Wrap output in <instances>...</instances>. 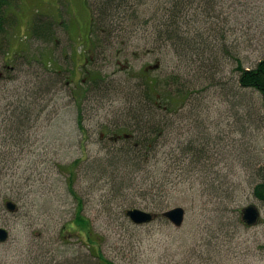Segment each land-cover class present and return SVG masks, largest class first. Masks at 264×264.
Instances as JSON below:
<instances>
[{
	"label": "rangeland",
	"instance_id": "374dc122",
	"mask_svg": "<svg viewBox=\"0 0 264 264\" xmlns=\"http://www.w3.org/2000/svg\"><path fill=\"white\" fill-rule=\"evenodd\" d=\"M153 1L149 0L140 12L153 13L157 7ZM163 1L157 4L163 5ZM132 4L127 2L120 9L126 11L124 7ZM120 9L109 14L113 17ZM16 13L18 37L14 49L20 51V57H41L51 68L63 72L64 77L44 101L47 105L42 116L21 138L23 143L0 116V163L5 159L9 163L8 169L3 170L5 192L21 191L27 202L25 208H20L14 201L19 207L16 213L5 205L0 209V228L9 232L8 241L0 242V264H28L41 242L40 229L47 236L43 242L56 245L60 241V227L73 218L77 201L68 191V174L61 172L59 165L68 166L76 160L81 165L75 190L84 197L83 214L97 233L107 237L103 251L117 263L264 264V223L246 226L242 222L234 226L219 211L225 205L239 210V214L235 212L237 219L240 213L242 218V210L255 205L264 219V204L254 196L264 159V112L259 109L258 93L250 91L246 104L238 103L241 97L233 56L222 53L220 57L222 61L226 58L227 63L218 65L215 74L207 70L198 74L191 54L181 59L178 53L182 41L155 44L152 29L136 28L135 22L128 20L119 28L121 37L94 50L93 60L85 64L76 51L82 44L79 39H83L76 27L79 23L85 30L90 27L87 0H22ZM213 16L209 24L226 35L231 54L244 60L247 67L264 58V0H221ZM36 18L55 23L57 32L52 41L37 42L32 38L30 29ZM119 19L117 16L114 20ZM156 64L160 68L151 69ZM146 68L147 77L184 78L183 82L191 86L184 108L176 114H168L162 107L147 111L143 83L146 77L139 75ZM28 69L20 67L21 72L15 73L20 80L12 83V88L22 92L30 80ZM87 71L105 76L108 89L92 88L85 96L81 110L87 132L82 133L73 89L76 85L87 88L91 78ZM70 74L71 85L67 83ZM138 114L144 124L169 119L171 127L141 173L132 174L125 163L118 166V160H112L115 153L110 154V150L125 143L113 142L111 137L134 135L132 122L138 120ZM131 143H135V136ZM97 160L108 167L101 183L106 178L118 182L124 175L132 174L136 182L146 184L143 189L156 193L159 189L160 194L162 188L167 189L166 197H160L165 199L164 211L184 208V225L176 228L159 214L152 223L131 228L133 234L125 231L124 210L151 211L148 204L154 205L153 201L136 196L132 187L115 197L111 186L97 184L98 169H93ZM165 176H170V185H162ZM228 193L232 200L227 199ZM39 208L42 214L30 217ZM72 242L79 246L76 239Z\"/></svg>",
	"mask_w": 264,
	"mask_h": 264
},
{
	"label": "trees",
	"instance_id": "16d2710c",
	"mask_svg": "<svg viewBox=\"0 0 264 264\" xmlns=\"http://www.w3.org/2000/svg\"><path fill=\"white\" fill-rule=\"evenodd\" d=\"M154 1L152 3L157 5L156 8L153 7L154 12L143 13L140 12V8L148 4L149 0H97L94 4L91 3V0H87L91 10L89 28H91L90 40L93 43L92 58L89 57L87 63L89 64L90 59L93 60L94 50L104 48L110 40L121 37L122 31L119 28H123L125 23L130 20L135 22L133 24L136 28H143L149 31L152 29L151 33L155 44L171 45L175 44L176 40L182 41L183 46L178 53L182 55L181 59H184L188 53L191 54V61L196 65L195 68L198 74L203 70H207L211 75L215 74L214 72L218 69V65L223 66V64L226 65L227 63L224 57L222 61V57H220L222 53L223 55L233 56L236 61L234 70L238 74L236 86L240 88L239 95L241 97L238 103L245 105L247 95L251 94L250 91L258 93L261 97L259 109L264 112V58H260L255 64L247 67L248 65L244 60L229 51L226 35L224 33L220 34L214 28V24H209V20L214 19L213 14L221 0H164L163 5L157 4L160 0ZM21 2L22 0H0V109L3 108L0 110V116L5 118L4 121L7 125H11L13 132L18 134L19 141L23 143L21 138L30 131V125L34 124L33 121H37L42 116L47 105L44 104V101L62 84L64 75L63 72L51 68L47 64L49 62H45L41 57L32 59L29 56L30 59H28L26 58L27 55H23L21 58L19 55L20 51L14 49V42L18 37L16 31L18 28L17 14L19 13L16 12ZM127 2H132L133 4L127 5L124 7L126 11H122L120 8L125 6ZM117 5L119 7L116 9ZM119 9L121 10L120 13L116 12L111 17L112 15L109 14V11ZM124 13V16L120 15ZM117 16H120L119 22L114 20ZM62 24H65V22H62ZM54 28V22L36 18L30 31L32 38L37 42L52 41L57 32ZM202 28L205 29V32H199V29ZM187 33H193V36H187ZM19 57L21 58L20 60ZM25 58L27 60L26 63L24 62ZM156 65L158 66L156 69H159L160 65ZM21 66H28L27 77L30 78L22 92L17 87H11L12 83L20 80L15 73L21 72L19 70ZM148 71L149 69L146 68L139 73V75L146 77L143 83L147 90L144 92L148 102L146 106L149 108L147 111L154 112L156 107H162L166 109L168 114H176L179 109L184 108L187 99L191 95V86L183 82L184 78L171 76L168 78L164 77L161 80L147 77ZM88 74L91 78L89 80L90 83H87V88H84L83 85H76L73 89L74 99L80 109L78 118L82 133L87 132L83 124L84 114L81 110L85 96L92 88H96L98 91L100 89L103 91L105 88L108 89L104 81L105 76H102L100 72L87 71ZM71 82L72 77L70 74L67 83L71 85ZM5 101L7 103L3 105ZM135 118H138V120L133 119L134 122H132L133 127L136 129L134 135L128 134L131 139L125 140V144L110 150V154L115 153L112 160L117 159L119 162L118 166L125 163L124 167H128L132 174L141 173L142 168L146 165V160L158 149L163 136L167 135L171 127L169 119H164L161 123L156 119V121H148V124H144L139 114ZM134 136L135 143L133 144L131 142ZM97 161L98 163L93 167V169H98L99 178L96 179L97 184L111 186L115 197L122 195L125 192V188L132 187L137 191L135 192L136 196L146 198L147 201H153L154 205L148 204L151 212L161 214L164 211L165 206L163 205H165L164 198L166 197L167 189L162 188L161 194L159 189L157 193L150 191L149 188L143 189L142 187L146 184L144 182H136L135 176L132 174L130 176L124 175L118 182L106 178L101 183L100 181L106 177L104 173L107 172L108 167L105 166L103 161ZM8 165L7 159L0 163V209L9 200L18 202L21 205L20 208H25L27 202L25 195L21 191L20 193L5 192L3 170L8 169ZM80 165V160H76L68 166L59 165L60 171L68 174V191L77 201L74 216L60 227V241L56 245L43 242L47 239V236L45 231L40 229L41 242L37 244L36 255H33L32 260L30 259L28 264H121L105 255L103 247L107 237L97 233L91 226L90 221L85 219L86 216L83 214L84 197L75 190L77 172ZM258 174L261 178L254 188V196L264 204V159ZM165 177L167 178L161 179L163 181L162 185H170V176ZM161 195L164 197L163 201L160 198ZM227 199H233L231 193H228ZM219 211L234 226L242 224L241 213L237 219L235 215V212L239 214V210L230 209L225 205V208ZM16 212H19L18 205ZM29 212L30 210L28 209ZM42 212V208H39L30 217L36 218ZM124 214H126V210H124ZM125 223V231L131 234H133V232H130L132 231L131 228L137 229V226H143L133 224L128 217L125 218ZM261 223H264V219H262ZM73 239H76L79 243L78 247L74 246ZM50 244L53 245L50 246Z\"/></svg>",
	"mask_w": 264,
	"mask_h": 264
},
{
	"label": "water",
	"instance_id": "95a60500",
	"mask_svg": "<svg viewBox=\"0 0 264 264\" xmlns=\"http://www.w3.org/2000/svg\"><path fill=\"white\" fill-rule=\"evenodd\" d=\"M7 207L10 211L16 210V205L12 202H8ZM162 215L177 228L182 227L185 223L186 211L182 207L172 208L165 211ZM127 216L137 225L150 223L156 218L155 214L141 209H130L127 211ZM242 218L248 226H253L259 223L261 212L256 206L251 205L243 210ZM8 239V231L4 228H0V242H5Z\"/></svg>",
	"mask_w": 264,
	"mask_h": 264
},
{
	"label": "flooded vegetation",
	"instance_id": "af4514ba",
	"mask_svg": "<svg viewBox=\"0 0 264 264\" xmlns=\"http://www.w3.org/2000/svg\"><path fill=\"white\" fill-rule=\"evenodd\" d=\"M78 32L80 33V35L83 37V38H87L89 37V30H85L84 28H79ZM88 40V47L86 49V52H87V55H89L88 57H91L92 58V52H93V43L89 40ZM86 56H84V59H86ZM103 136V135H102ZM119 137V136H118ZM118 137L115 139V140H118Z\"/></svg>",
	"mask_w": 264,
	"mask_h": 264
},
{
	"label": "bare ground",
	"instance_id": "6f19581e",
	"mask_svg": "<svg viewBox=\"0 0 264 264\" xmlns=\"http://www.w3.org/2000/svg\"><path fill=\"white\" fill-rule=\"evenodd\" d=\"M6 171V170H5Z\"/></svg>",
	"mask_w": 264,
	"mask_h": 264
}]
</instances>
